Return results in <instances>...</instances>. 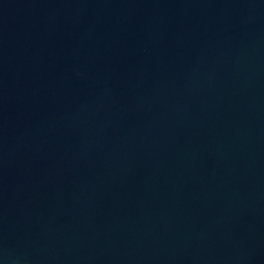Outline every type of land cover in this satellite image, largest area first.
I'll return each mask as SVG.
<instances>
[{
    "label": "water",
    "instance_id": "1",
    "mask_svg": "<svg viewBox=\"0 0 264 264\" xmlns=\"http://www.w3.org/2000/svg\"><path fill=\"white\" fill-rule=\"evenodd\" d=\"M0 264H264V0H0Z\"/></svg>",
    "mask_w": 264,
    "mask_h": 264
}]
</instances>
